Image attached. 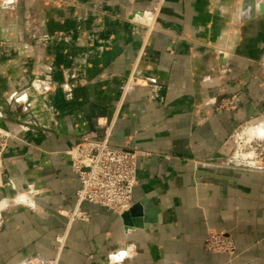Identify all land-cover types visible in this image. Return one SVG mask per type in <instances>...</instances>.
<instances>
[{
	"label": "crops",
	"instance_id": "crops-1",
	"mask_svg": "<svg viewBox=\"0 0 264 264\" xmlns=\"http://www.w3.org/2000/svg\"><path fill=\"white\" fill-rule=\"evenodd\" d=\"M151 1L0 0V129H19L1 156L0 264H264V169L230 164L264 124V0H158L149 27ZM105 126L139 152L132 205L70 219L69 152ZM31 192V208L13 201ZM208 230L234 253L206 250Z\"/></svg>",
	"mask_w": 264,
	"mask_h": 264
},
{
	"label": "built area",
	"instance_id": "built-area-1",
	"mask_svg": "<svg viewBox=\"0 0 264 264\" xmlns=\"http://www.w3.org/2000/svg\"><path fill=\"white\" fill-rule=\"evenodd\" d=\"M9 1V0H6ZM159 1L152 0L150 10L144 12L145 24L153 26L158 13ZM146 16V17H145ZM209 105H215L216 110H234L237 107V98H223L217 101L212 98ZM264 128V124H258ZM246 129L245 131H250ZM111 127H106L102 139L88 134L83 136L80 142L70 150L71 167L77 175L80 186L75 195V210L70 214V219L78 218V210L83 203H91L103 206L110 212L120 215L132 205L133 189L137 183V157L138 151L126 150L110 144ZM19 138V129H0V172L2 170L1 156L9 139ZM240 138H238L239 140ZM231 165L255 170L264 169V135L261 138L246 136L239 140ZM36 192L15 194L13 201L25 204L29 208L33 206L30 196ZM80 219H83L81 217ZM64 235L55 238V246L58 252L64 245ZM206 250L212 253L233 254L235 244L233 239L223 232L208 230L204 242ZM50 260L38 256L27 257L23 264H46Z\"/></svg>",
	"mask_w": 264,
	"mask_h": 264
},
{
	"label": "bare ground",
	"instance_id": "bare-ground-1",
	"mask_svg": "<svg viewBox=\"0 0 264 264\" xmlns=\"http://www.w3.org/2000/svg\"><path fill=\"white\" fill-rule=\"evenodd\" d=\"M249 137H257L261 138L264 135V128L260 126L253 127L250 131H248Z\"/></svg>",
	"mask_w": 264,
	"mask_h": 264
},
{
	"label": "water",
	"instance_id": "water-1",
	"mask_svg": "<svg viewBox=\"0 0 264 264\" xmlns=\"http://www.w3.org/2000/svg\"><path fill=\"white\" fill-rule=\"evenodd\" d=\"M259 8H262L261 6H259ZM125 216H124V214H123V218H124Z\"/></svg>",
	"mask_w": 264,
	"mask_h": 264
}]
</instances>
